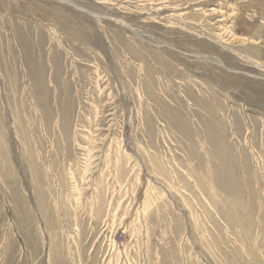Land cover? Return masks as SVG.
<instances>
[{"label": "rangeland", "instance_id": "obj_1", "mask_svg": "<svg viewBox=\"0 0 264 264\" xmlns=\"http://www.w3.org/2000/svg\"><path fill=\"white\" fill-rule=\"evenodd\" d=\"M0 264H264V0H0Z\"/></svg>", "mask_w": 264, "mask_h": 264}, {"label": "bare ground", "instance_id": "obj_2", "mask_svg": "<svg viewBox=\"0 0 264 264\" xmlns=\"http://www.w3.org/2000/svg\"><path fill=\"white\" fill-rule=\"evenodd\" d=\"M227 31V30H226Z\"/></svg>", "mask_w": 264, "mask_h": 264}]
</instances>
